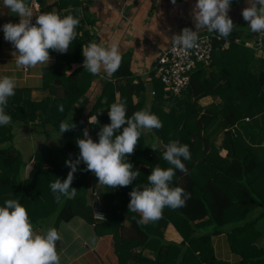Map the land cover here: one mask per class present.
<instances>
[{"label": "trees", "instance_id": "trees-1", "mask_svg": "<svg viewBox=\"0 0 264 264\" xmlns=\"http://www.w3.org/2000/svg\"><path fill=\"white\" fill-rule=\"evenodd\" d=\"M94 1L60 0L56 4L58 10L70 6L66 15L83 10L77 36L66 53L57 52L46 83L50 94L41 100L9 97L5 111L11 116V123L0 126V206L7 199L18 200L26 207L34 230L41 229L43 233L48 228L58 229L60 222L75 215L71 197L61 196L57 202L55 194L46 190H51L50 184L56 178H66L70 170L66 160L75 161L79 156L76 140L82 138L85 130L84 99L98 77L83 69L82 56V48L93 42L94 33L88 27L95 21L89 14ZM204 34L213 35L211 63L208 67L198 66L188 87L179 95L164 90L155 69L149 72V82L140 78L133 82L127 55L122 56L121 66L113 74L114 82H100V91L87 113L96 114L99 120L98 124L87 126L94 141L98 142L100 128L110 123L108 110L118 99L126 101L128 116L149 106L163 126L149 134L154 141L147 140L142 133L134 152L126 157L140 172L132 184L115 189L105 186L103 192L94 188L92 204H101L105 221L94 222L91 205L76 208V215L85 211L96 233L103 237L99 247L103 257L98 253V264H264V248L254 245L260 236L254 224L264 218V58L255 52V48L264 51V37L256 34L261 44L249 47L247 38L238 41L234 33L228 38L208 31ZM226 41L228 47L223 48ZM73 63L78 64L74 69ZM207 95L219 101L200 106L198 100ZM61 105L63 112L59 110ZM71 118L76 127L62 134L63 147L32 149L24 161L13 142L16 127L24 131L30 124L42 123L59 131L60 122H71ZM233 125L234 132L229 130ZM220 132L222 142L217 146L214 136ZM159 140L164 145L179 141L189 146L191 158L182 161L187 173L176 169L172 186H181L191 195L183 207H165L158 220L142 224L138 223L139 213L127 211L129 193L133 187L147 185V176L157 165L173 167L163 159L165 148L157 146L152 151L151 146ZM220 147L227 150L224 157L219 155ZM29 163L31 166L24 174ZM89 172L81 161L71 186L83 188ZM84 198L77 195L78 204H83ZM124 220L129 224L125 225ZM170 223L182 237L179 242L165 239ZM222 232L227 233L231 248L241 256L238 262L214 256L211 236ZM105 235L108 237L104 238Z\"/></svg>", "mask_w": 264, "mask_h": 264}, {"label": "clouds", "instance_id": "clouds-1", "mask_svg": "<svg viewBox=\"0 0 264 264\" xmlns=\"http://www.w3.org/2000/svg\"><path fill=\"white\" fill-rule=\"evenodd\" d=\"M176 0H172L175 3ZM3 6L10 14L19 17L18 23L6 22L2 25L4 39L10 42L16 53L18 68H34L37 65L47 66L50 62V50L66 53L77 36L83 10L76 9V15L61 16L55 12H44L34 15L31 0H2ZM248 6L242 9V17L248 22L253 33L264 34V0H247ZM230 0H196L192 7L195 30L184 27L173 42L183 50L198 47L199 30L207 29L221 38H228L236 28L228 15ZM35 17V23L32 18ZM83 69L90 74L101 76L111 82L122 63V53L118 41L110 45L90 42L82 48ZM18 82L10 76L0 77V126L11 123V116L5 111L8 98L15 94ZM63 112V106H59ZM110 123L104 124L98 132V142L94 141L83 130L82 138L76 140L79 156L75 161L66 160L69 172L63 180L56 178L50 184L57 202L61 196L76 195L72 181L77 165L82 161L86 169L92 172L98 183L107 188L128 186L140 175L126 157L131 155L142 133L160 129L163 125L150 107L127 115L126 101L117 100L108 110ZM89 124H98L96 114L88 117ZM76 127L68 120L59 124V136ZM147 146V145H146ZM157 145L151 146L156 151ZM163 159L171 166L162 168L157 165L147 176L148 184L133 187L127 211L140 214L138 223L147 224L158 220L165 207L173 210L181 208L190 198V193L181 186H172L175 170L187 173L182 162L189 160L191 153L187 144L170 141L163 151ZM135 169V170H134ZM103 218V217H102ZM61 235L55 227L38 233L29 218L26 207L16 199H7L0 206V264H60L61 257L57 242Z\"/></svg>", "mask_w": 264, "mask_h": 264}, {"label": "crops", "instance_id": "crops-1", "mask_svg": "<svg viewBox=\"0 0 264 264\" xmlns=\"http://www.w3.org/2000/svg\"><path fill=\"white\" fill-rule=\"evenodd\" d=\"M37 1L39 3L38 9L34 8L31 2L34 15L58 10L56 4H58L60 0ZM195 2L196 0H176L175 3H172V0H95L89 6V14L95 21L88 28L92 34L94 33L92 38L93 41L95 40L97 43H103L107 46L114 41H118L122 56L127 55L129 58L130 69L135 78L133 82H136L139 78L149 82V72L154 69V63L159 55L158 53L174 43L173 37L178 35L184 27H189L192 30H195L192 15V7ZM230 3L231 7L228 15L232 19L234 25L240 21L248 24V22L242 17V9L248 6L247 0H230ZM69 8L70 6L60 9V11L66 15V10ZM32 21H35V17L32 18ZM6 22L18 23L19 17L10 14L9 10L3 6L1 1L0 77L10 76L18 82L15 94L11 96L12 98L41 100L46 95L50 94V88L46 87V83L48 82V77H50L49 73L52 71L53 64L56 62L57 51L50 50L49 55L51 59L47 66L37 65L34 68H18L15 62L16 50L10 42L4 39L2 25ZM206 32L207 29H200L199 35H203ZM232 33L238 35V41L242 38H247L246 45L249 47L261 44V40L256 36L257 33H253L251 30L246 31L241 29L238 32V30H235L234 28ZM222 47L227 48L228 41H226ZM257 50L259 51V48H255V51ZM77 66V63H73L72 69ZM103 75L102 72L101 76L94 78L92 86L84 99L85 103L83 105L82 118L84 121V127L87 131L89 123V115L87 113L91 109V104L93 103L96 94L100 91V82L103 79ZM113 78L114 77H112V79ZM116 97L118 98V93L116 94ZM213 98L218 100L217 97L207 95L201 97L198 100V104L202 107H206L214 102L215 99ZM133 99L134 102H136L138 97L135 96ZM205 99L208 101L207 103L203 102ZM147 102L148 99H146V104ZM164 108L167 110L169 109V106H164ZM233 126L235 128V125ZM226 129L227 128H224V130ZM14 130L17 135L16 138H27L26 140H22V142H24L22 144L30 145L31 149H35L34 146L37 141L43 142L42 146L59 148L64 146L63 135L61 134L59 138V131L48 124H30L24 131L17 127ZM40 132L44 133L41 134ZM47 139H51L52 142L55 140V143L49 144V142L44 141ZM221 142L222 137L217 146L220 145ZM33 143L34 145H32ZM156 143L157 146L161 145V149L166 146L160 140L156 141ZM226 152L227 150L225 148L220 147L219 155L221 157H224ZM96 179V176L92 172H89L87 183L85 186L83 185L82 188L83 193L80 194L85 197L83 204L82 202L78 204L76 196L79 195V193H77V195L71 197L72 209L76 211L78 205L82 206L81 209H86V207L90 208L91 203L95 201L93 197L94 192H96L95 189H98V186H96L98 183ZM79 189L80 188L77 187V190ZM75 211V215H73L68 221L60 222L58 228L61 235L60 241L57 242V250L61 257L60 264H98V253L103 257L102 251L99 249L103 237L96 233L94 223L87 218L88 215L84 213L85 211L79 212L77 215ZM259 222H262L263 225L258 226L260 236L255 240L254 245L258 248H264V218L259 220L258 223ZM123 223L125 225L129 224L128 220H124ZM75 228H79L80 231L76 233ZM164 236L168 241L173 240L179 242L182 239L171 223L166 227ZM107 237L108 235L104 236V238ZM211 243L214 256L217 259L227 262H238L241 259V256L231 248L226 232L212 235ZM144 251L148 256L152 257L150 252L147 250Z\"/></svg>", "mask_w": 264, "mask_h": 264}, {"label": "built area", "instance_id": "built-area-1", "mask_svg": "<svg viewBox=\"0 0 264 264\" xmlns=\"http://www.w3.org/2000/svg\"><path fill=\"white\" fill-rule=\"evenodd\" d=\"M31 2L34 8H39L37 0H31ZM51 12L66 16L60 10H52ZM32 23H35V21H32ZM212 36L210 34L199 35L198 47L193 49L185 51L172 43L159 53L154 63V69L163 83L165 91L174 95L181 94L188 87L193 71L198 66L206 67L211 63L213 52ZM259 37H264V34H259ZM151 93L154 94V91H151ZM245 119L248 120L247 117ZM229 130L234 132V126L229 128ZM91 208L94 222L106 220V215L100 203L91 204Z\"/></svg>", "mask_w": 264, "mask_h": 264}, {"label": "rangeland", "instance_id": "rangeland-1", "mask_svg": "<svg viewBox=\"0 0 264 264\" xmlns=\"http://www.w3.org/2000/svg\"><path fill=\"white\" fill-rule=\"evenodd\" d=\"M236 25V27L237 28H235V30H238V32H239V30H246V31H250V28L248 27V24L246 23H244L243 21H240V22H238L237 24H235ZM110 36V35H109ZM110 38H111V36H110ZM248 39H250V38H248ZM256 52V54H257V56H259V57H262V58H264V51L263 50H260V51H255ZM159 54V53H158ZM157 54V55H158ZM147 89H150V86L149 85H147ZM60 91V90H59ZM58 94H60V93H58ZM213 99H215V98H213ZM215 101H217V99H215L214 100V102ZM203 102H208L206 99L203 101ZM147 104H148V102H147ZM244 123L242 122L241 123V125H243ZM151 132H147V133H145V138L147 139V140H153V138H150L149 137V134H150ZM147 136V137H146ZM17 137V135H15V139L13 140V142H14V144H15V147L17 148V149H19L20 151H21V153H22V155H23V158H24V160H27L28 158L27 157H29V154H31V152H32V149H31V147H30V145H24V144H22V143H24V142H22V140H26L27 138L26 137H22V138H16ZM20 137V136H19ZM59 138H60V136H58ZM221 137H222V133L220 132L217 136H214V140H215V144H219V142H220V139H221ZM19 141H18V140ZM155 140V139H154ZM153 140V141H154ZM44 141H46V142H49V144H51V143H55V140H53V142H52V140L51 139H47V140H44ZM156 142V141H155ZM154 142V143H155ZM45 143V142H44ZM160 143V142H159ZM162 144V143H161ZM32 145H34V143L32 144ZM31 145V146H32ZM42 145H43V142H39V141H37L36 142V145L34 146L35 147V149H37V147L39 148V147H42ZM161 146V145H160ZM164 148H165V146H164ZM30 166H31V163H29L26 167H25V169H24V174H26L27 173V171L29 170V168H30ZM104 185H102V184H99L98 185V189H99V191L101 192L103 189H104ZM47 191V193L48 194H53V192H52V190H46ZM79 191H81V192H79ZM105 191H107V189L105 190ZM103 192V191H102ZM78 193L79 194H82L83 193V190H82V188H80L79 190H78ZM94 197V196H93ZM92 204V203H91ZM259 221V220H258ZM258 221L255 223V227L256 228H258V230H259V225H263V223L262 222H259L258 223ZM258 224V225H257ZM261 228V227H260ZM75 230H76V233L77 232H79L80 230H79V228H75ZM35 231L36 232H38V233H43L42 232V230L41 229H35ZM260 231V230H259Z\"/></svg>", "mask_w": 264, "mask_h": 264}]
</instances>
